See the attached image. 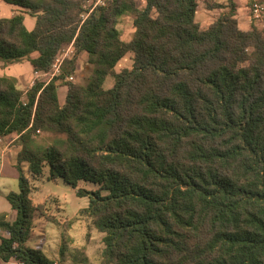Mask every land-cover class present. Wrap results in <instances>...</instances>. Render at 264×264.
<instances>
[{"label":"trees","instance_id":"trees-1","mask_svg":"<svg viewBox=\"0 0 264 264\" xmlns=\"http://www.w3.org/2000/svg\"><path fill=\"white\" fill-rule=\"evenodd\" d=\"M2 1L20 11L0 18L1 62L48 72L63 48L75 52L26 101L16 78L0 76V137L16 138L20 171L7 195L16 220L0 214V259L55 264L27 244L35 217L59 225L34 204L28 164L33 180L49 167L50 180L89 197L78 215L104 235L102 264H264V32L239 27L233 0H205L225 12L205 29L198 0H108L91 13L84 0ZM82 53L93 64L84 86L68 81ZM128 53L132 68L116 72ZM41 133L64 138L45 146Z\"/></svg>","mask_w":264,"mask_h":264},{"label":"rangeland","instance_id":"rangeland-1","mask_svg":"<svg viewBox=\"0 0 264 264\" xmlns=\"http://www.w3.org/2000/svg\"><path fill=\"white\" fill-rule=\"evenodd\" d=\"M93 1L94 0H84L83 9L89 12L92 8L91 5ZM104 1L106 4L108 3V0ZM135 1L140 8H143L146 5L145 0ZM208 1L214 3L218 2L215 0ZM221 3L228 5V0H224V2ZM12 8V6L0 0V18L8 17ZM204 9H206L205 3L203 0H200L199 9H197V12L199 11L197 21L200 25L206 24L205 22L207 21L204 16ZM214 12L216 13L215 15H218L217 19L225 13L224 10H214ZM30 21L35 22V19L28 16L27 27H30ZM117 28L120 30L121 38L125 42L131 41L135 31L133 26V17H122L118 21ZM74 52L75 51L72 46L65 47L60 51L56 59L63 61L62 64L64 65L67 60L73 58ZM133 59L134 54L128 53L118 63L115 71L119 73L124 69H131L133 66ZM63 65L61 66V70ZM30 71L31 68L28 61L13 64H5L0 61L1 76L17 75L19 80H21L19 82V89L24 93L23 101H26L25 94L30 90V82L29 80H26ZM92 73L93 64L90 63L88 55L86 53H82L78 56L77 71L74 74V79L72 81H68L84 86L88 83ZM39 80L40 79L33 78L32 82L35 84V82ZM114 80L115 78L113 76L108 77L103 85V89L108 90L112 88ZM65 92L66 87L64 86L58 89L59 95H64ZM62 138H64L63 135L54 136L50 133H41L40 136H38L37 141L41 145L47 146L54 144L56 140ZM15 139V137H7L4 141L8 144L10 143L11 148L16 149ZM18 151L19 149L11 150L4 160H1L0 156V167L2 162H4L6 165V172L14 171L17 175V177H13V192H19L18 182L20 171L15 168V165L17 164L16 159ZM12 165L14 167H12ZM22 169L24 170L23 174L27 178L31 179L29 173L27 172L28 164H23ZM49 175L50 169L49 167H46L44 178L35 183L37 187H39V190L34 195V200L37 203L47 201V214L50 217H54L63 225L48 223L45 219V222H41L39 224L37 223L34 229V235L28 242L29 246L33 249L41 251L48 260H51L54 263L56 262L57 264H102L104 235L93 227L92 220L90 218H86L81 214L77 215L80 209L88 206L89 197H78L76 195V191L71 186L67 185L63 180H48ZM79 188L87 191L97 189L96 186L83 182L79 184ZM52 250H54L55 253H51Z\"/></svg>","mask_w":264,"mask_h":264},{"label":"crops","instance_id":"crops-1","mask_svg":"<svg viewBox=\"0 0 264 264\" xmlns=\"http://www.w3.org/2000/svg\"><path fill=\"white\" fill-rule=\"evenodd\" d=\"M198 9H199V3H200V0H198ZM204 3H205V0H203ZM215 1H218V3H221V2H224V0H215ZM262 3H264V0H261ZM233 2L235 3V5L237 6L236 8V19L238 21V24H239V27L244 30V31H247L250 29V27L252 26V21L249 17V11H248V5H247V0H233ZM9 5V4H8ZM12 6V5H10ZM13 8L11 9L10 11V14L8 17H5V18H9V17H12L13 15L17 14L20 9L16 6H12ZM204 16H205V20L207 19V21L205 22L206 24H202L201 27L202 28H207L209 27L218 17V15H215L216 13L214 12V10H208V9H204ZM216 11V10H215ZM214 12V13H213ZM198 14H199V11L197 12V17H198ZM27 17L28 15L25 16V26L27 27ZM212 21V22H211ZM35 27V22H32L30 21V27H27L28 30H33ZM30 68H31V71L30 73L27 75L26 77V80H29L30 82V89L33 87L34 83L32 82L33 78H36V75H35V72L33 70V67L32 65L30 64V62H28ZM1 76V75H0ZM9 77H14L17 79L18 81V87H19V82L21 80H19L18 76L15 75V76H9ZM32 82V83H31ZM66 94H67V87H66V92L65 94L63 95H59V100H60V103L63 105L65 103V99H66ZM1 138V137H0ZM7 138V137H6ZM6 138H1L2 141L0 142V156H1V160H4L8 154L11 152V150H16L14 148H11L10 147V143L8 144L6 141H4ZM9 138V137H8ZM12 138V137H11ZM17 165V164H16ZM16 165H15V168H16ZM12 167H14L12 165ZM46 168V167H45ZM45 176V169H44V175L42 178L40 179H32L31 176H30V180L32 181V185L34 187V190H33V193L31 195V198L34 202L35 205H39V204H46L47 201L45 202H41V203H37L35 200H34V195L38 192L39 190V187H37V185L35 184L36 182L40 181L41 179H43ZM13 177H17V175L15 174L14 171H10V172H6V165L4 162H2L1 164V167H0V214L4 213L7 215V220L9 222H14L16 220V217H17V214H16V211H14L9 203V201L7 200V195L10 193V192H13ZM48 180L49 177H48ZM57 180H60V179H57ZM57 180H52V181H57ZM19 186V184H18ZM86 208V207H84ZM82 208V209H84ZM80 209L77 213V215L79 214V212L82 210ZM76 215V216H77ZM43 223L45 222L44 219H41L39 217H35L34 219V229L36 227V224L38 223ZM50 223V222H48ZM59 225H63L61 222H59ZM34 229H33V232H32V235L30 237V239L33 237L34 235ZM0 235L1 236H5L6 234L4 232H0ZM29 239V240H30ZM29 242V241H28ZM28 244V243H27ZM29 246V244H28ZM51 253H55L54 250L51 251ZM56 255V254H55ZM56 263V262H55ZM0 264H17L16 261L14 260H11L10 262H3L1 259H0ZM57 264V263H56Z\"/></svg>","mask_w":264,"mask_h":264},{"label":"built area","instance_id":"built-area-1","mask_svg":"<svg viewBox=\"0 0 264 264\" xmlns=\"http://www.w3.org/2000/svg\"><path fill=\"white\" fill-rule=\"evenodd\" d=\"M106 3L104 0H94L92 2V8L90 9L89 13H91L95 8L100 6H105ZM248 5V11H249V17L252 21V23H255L263 32H264V3H262L261 0H247ZM87 14L83 15L85 18ZM57 60V61H56ZM63 61H60L59 59H55V62L53 63V66L50 71L48 72H35L36 79H40L38 82L42 83H49L52 81L55 77H58L62 74L61 66ZM74 77L71 76L68 78V80H73ZM2 139L0 138V142ZM56 264V263H55Z\"/></svg>","mask_w":264,"mask_h":264}]
</instances>
